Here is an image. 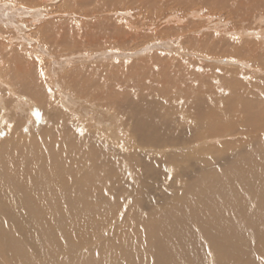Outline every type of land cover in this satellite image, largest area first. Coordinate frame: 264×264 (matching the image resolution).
I'll return each instance as SVG.
<instances>
[{
  "label": "bare ground",
  "instance_id": "1",
  "mask_svg": "<svg viewBox=\"0 0 264 264\" xmlns=\"http://www.w3.org/2000/svg\"><path fill=\"white\" fill-rule=\"evenodd\" d=\"M19 1L21 0H0V34L3 36L7 32L4 31L6 23L11 24L10 27L16 26L14 23L25 26L24 22L17 20L18 16L23 18L24 14H28L32 17L28 23L36 25L53 14L51 18L54 21L49 26L56 27L55 17H60L57 20L61 19L60 24L57 23L58 31L55 30L57 38L67 34L78 38L73 26L79 32L85 29V49L112 46L101 50L91 49L90 52H67L61 59L62 67L69 65L72 59L76 63L85 62L86 56L91 61H96L100 58L111 59L116 55H139L152 46H146L148 48L145 49L143 44L140 47L141 44H135V38L138 37L145 43L153 35L156 38L164 36L161 39L168 47L172 45L171 40L176 38L173 45L176 50H183L184 53L190 51L192 54L228 55L240 65L248 66L247 63L251 62L264 67L262 31L242 25L237 27V33L254 40L242 42L238 39L234 42L216 34V30L214 33L199 35V25L195 22L186 23L182 19L185 11L193 9L190 15L194 18L201 11L225 10L230 17L236 14L231 17L233 23L239 21L236 20L239 19L238 13L245 19L261 20L264 17V0H184L176 5L183 15L177 14V17L168 20L175 25L161 27L157 32L147 30L148 25L153 22L150 19L151 12L155 9L164 10L173 0H85L88 6H85V10L77 8V12L66 10L64 5L52 12L49 7L55 0H40L39 3L38 0H23L30 5L34 4L25 7L20 6ZM66 3L69 4L68 1ZM126 6H132L137 16L142 17L130 20L115 16L119 15L117 12L129 15L128 11L121 10ZM18 10L20 12H14ZM75 15L78 18L73 20L62 18ZM46 30L43 26L39 33L43 34ZM208 37L215 40L216 46L202 44ZM37 47L42 49L44 45ZM59 49L66 52L69 46L60 45ZM174 58L175 56L166 54L160 60L152 62L148 72L149 75L152 74L151 78L145 76L149 81L144 83L142 77L137 89L133 87L134 84L130 87L123 81H117L112 85L109 83L111 80L104 82L101 79L107 83L103 86L106 92L98 91V97L93 94L90 97L91 103L96 108L102 107L104 111L109 108L100 104L109 103L110 107L117 108L119 117L111 110L107 120L89 117L90 120L87 119L84 124L71 118L69 120L65 117L66 114H61L56 108L48 110L45 103H42L41 107L48 111H44L48 121L53 126L56 122L60 128L56 127V131L45 133L47 135L41 141L43 151L41 149L34 152V157H19V154L14 157V154L6 151L15 148L24 155L28 148L25 145L17 146L15 141L0 143V264H264L262 114L257 110L247 111L245 118L249 124L255 125L256 130L263 131L262 134H252V141L244 146L238 145L237 151L233 145L227 147V143V148L223 150L225 152L216 153L212 147H203V143H200L209 139H200L207 137L202 129L204 125L206 129L207 124L214 127L218 120L220 122V116H229L227 114L230 113V107L237 103L251 104L250 99L255 96L250 95L249 98L243 88L237 87L240 92H236L235 97L222 100L218 92L219 86L199 88L198 94L187 93L192 86H180L177 82V63ZM246 61L248 62L245 63ZM112 62L114 64L103 65V71L107 68L112 69V72L122 70L117 61L112 59ZM56 68L53 66L49 70L54 72ZM22 69L25 70V66ZM101 72L99 73L102 74ZM82 76L85 78L84 74ZM171 81L175 83L176 89L172 93L161 92L158 95L160 97H157V86ZM10 82L7 83V88L13 91L16 84ZM51 83L56 85L53 79ZM59 85L63 104L70 108L78 105L81 100L67 92L61 81ZM120 87H128L131 92L126 90L127 94L113 97ZM137 93H140L139 96ZM178 95V102L171 103ZM87 100L89 98L85 99ZM222 101L226 105H222ZM238 116L239 114L234 118L237 119ZM108 120L111 123L117 122L113 125L115 127L110 126ZM185 120L188 122H184ZM191 120L195 123L189 122ZM89 125L106 129L107 135L94 129L89 132ZM226 128H216L219 133L216 140L229 132ZM72 129L75 133L76 130L78 132L74 134ZM200 129L203 131L201 136L196 133ZM122 132H128L134 140L133 144H136V149H131L133 152L129 154L118 153L115 148L120 144L115 135H121ZM52 134L55 136H51ZM225 143L222 141L220 145ZM140 146L145 153L138 151ZM171 148L179 152L172 153L175 155L167 153L164 157L153 156L151 153H161ZM244 149H248L245 154L241 151ZM195 151L199 158L194 156ZM207 155L212 157L211 164L205 163L209 159L205 158ZM173 166H178L179 169L171 177ZM191 167L202 169L201 176L196 171L184 175L185 169L190 171ZM181 176L184 183L179 180ZM165 181L167 185L163 188L162 183Z\"/></svg>",
  "mask_w": 264,
  "mask_h": 264
},
{
  "label": "rangeland",
  "instance_id": "2",
  "mask_svg": "<svg viewBox=\"0 0 264 264\" xmlns=\"http://www.w3.org/2000/svg\"><path fill=\"white\" fill-rule=\"evenodd\" d=\"M39 1L40 0H38L37 2L39 3ZM67 1L69 2V4L66 3ZM108 1L112 2L114 0H108ZM181 1H184V0H173V1L169 2L170 6L166 7L164 10L155 9L153 12H151L152 16L150 19H153V22L150 25H148V27H147L148 32H152V31L157 32L158 30L161 29V27H164V26H174L175 24L172 25L173 22L170 23V22H168V20L170 18H173L174 16L177 17V14L183 15L179 11L178 6H176ZM26 2L27 1H23V0L19 1L20 6H23V7L29 6L30 3L28 4V2L27 3ZM23 3H25V4L21 5ZM62 3H65V4H62ZM51 4L52 5L49 8L52 12L58 11V7L60 5H64L65 7H67L66 10H68V11L72 10L75 12H77V10H78L77 8L85 10V6L86 7L88 6L85 4V0H55ZM30 6H34V4H32ZM129 7L126 6V7L121 9V10L128 11V13H130L129 15H127L124 12H117L119 15L116 14L115 16H119L122 19L129 18L130 20H135L136 18L142 17L140 15L137 16L138 14L133 9L132 6H129ZM23 10H24V8H23ZM50 10H48V11H50ZM192 11H193V9L192 10L188 9L187 11H185L186 14L182 16V19L185 20L186 23L187 22H195L197 25H199V29H197V33L199 32L198 33L199 35L214 33L213 31L216 30L217 31L216 34L223 37L224 39L226 38V39H230L233 41L239 39L238 41H242V42L247 41L249 39L254 40V38L247 37L243 34L240 35L237 33V27L239 28L242 25L250 27L252 29L255 28V30H259V32L262 31L264 33V17L261 20L255 19V18L245 19V18H242L243 15L241 13H238L237 15H238L239 19H236V20H239V21H236L235 23H233V19L231 17L236 16V14L235 15L232 14L230 17L228 15V13L225 12V10L224 11H216V12L215 11H213V12H202L201 11V12H198L199 14H198L197 18H194L192 15H190L193 13ZM14 12H20V10L14 11ZM52 15H50V16L52 17ZM109 15H110V13H109ZM111 15H113V14L111 13ZM23 16H24L23 18L21 16H18L16 18H17V20L24 22L25 26L24 25L22 26L20 24H19V26H17V23H14L16 26L10 27L11 24L6 23L5 27L6 26L7 27L4 28V31H7V32L6 33L4 32V34L7 38L5 36H3L2 34H0V70H1L0 71V78H1L0 79V86L1 87L3 86L2 89H0V143L5 144V143H9L11 141H15L17 143V146L21 147V146L25 145L28 148V151L25 153V154H28L26 156H25V154L24 155L21 154V150H19V149L15 150V148H12L17 153H15L12 149H8L6 152H8L10 154H14V157H15V155L18 156V154H19V157L20 156H24V157H28V158L34 157L36 152H38L41 149L43 151V147L41 146L42 145L41 141H42L44 135H47L45 133H52L56 127H58V129L60 130V128L56 122L54 124L55 126H53L52 123H50L48 121V117H46V114L44 112V111H46V112H48V111L44 110L45 108H47L48 110L49 109L51 110L52 108L53 109L56 108L60 111L61 114H66L67 116H65V117H67L69 120L71 118V119H73V121L76 120V122H83L84 124H85V121L89 117H90V119L93 117H96V119L101 118V119L107 120L108 115L111 113V110L115 111L117 114V108L116 107H110L108 105L109 103L108 104H100L103 107L106 106L107 108H109V109H107V111H104L102 107L96 108L95 106L92 105L90 97L94 96L93 94L97 95V97H98L100 95V93H99L100 91L106 92L104 90L103 86L105 84L107 85V83H104V82H109L110 80L111 81L109 83L112 85L117 83V81H123V82H125V84L130 85V87H131V85L133 86V84H134L133 87H135L136 89L139 88V85L141 84V78L142 77L144 78V80H142L144 83L149 81V80H147V78H151L152 74H150L151 75L150 76L148 72L151 69L150 67H151V64H153L152 62H156L157 60H160L161 57H164L166 54L175 56L174 59L177 63V65H175V68L177 69V73H178L176 75V80L179 83V85L181 86L183 84L184 87H185V84L192 86V89L187 88V89H189L186 91L187 93L190 92L193 94H198L199 88H202L205 86L206 87H208V86H219L220 90L218 92H219L220 97H222V100H225V98H229V100H230L232 96L235 97L236 96L235 93L240 92V90L237 87H239L241 89L243 88V90L249 94V98H251L250 95L255 96L254 99H250L251 104H249L250 102L241 103V104L237 103L236 105L234 104L232 107H230L229 108L230 113L227 114L229 116L227 118L225 116H220L219 117V118H221L220 122H219V120L216 122L219 126L215 123L214 127L211 128L210 125L207 124L208 129H206L205 125H204V128H202V129L204 130V135H206L207 137H202L200 139H203V138H209V139L208 140L204 139L202 142H200V143H203L202 144L203 147H204V145H205V147H212L213 151H216V153L217 152L221 153V151H223L224 148L226 147L225 145L228 143L227 147L233 145V148L235 149V151H237V149H239L238 145L244 146L246 143L252 141L251 139H253L254 134H259L263 131L262 130L260 132V131L256 130V126L255 125L251 126L249 124V121L245 118V115H246L247 111H249V110L253 111V112H256V110L260 111V113L262 114L260 116L264 117V114H263L264 113V67L262 65L253 64L251 62H250V64H248L247 63L248 61L245 62V63H247L248 66L240 65L237 62H234V60H236V59H233L232 56H228V55L215 54V56H213V55L206 54V53H199V54L194 53V54H192V53H190V51H189V53L188 52L184 53L183 50H176V48H175L176 46L173 45V42L174 41L176 42V38H173L171 40L172 45L168 47V44H165L162 41V39H164L163 38L164 36H160L159 38H156V35H153L154 37L147 38L148 41L146 39L145 43H142V40L140 38H138V37L135 38V40H134L135 44H141V45H139L140 47L144 46L143 44H145V46L143 47L145 49L148 48L146 46H150V45L152 46V47L148 48L146 51L144 50V52L139 54V55H133V56L122 55L123 57H120V55H116L114 58H111V59L100 58V60L96 59V61H93V60L91 61L90 57L86 56L85 59L87 61H85V62L76 63L75 60L72 59L73 61L69 65H67L66 67H62L61 66V61H62L61 59H63L66 56L65 53H67V52H69V53H77L78 51L90 52V51L95 50V49L101 50V48L112 47V46H109V45H104L102 47L94 46V48H91L92 50L91 49H85V45H84L85 44V29H82V31L79 32V31L75 30L72 26V29L78 34V38L72 37V34L71 35L67 34L65 37H62V38L58 37L57 38V36L55 35V32L58 31V26L60 24L61 19L60 20H57V19H59L60 17H55V19L57 18L55 21V25H56V27H55V26H49V24L51 23V25H52V21H54V18H51L49 16L47 19H44L43 21H41L42 23L37 22L36 25H31V23H28V20L32 19L31 16H28V14H24ZM14 17L12 18L13 22H15ZM62 18L63 19L70 18L73 20L75 18H78V15L71 16V17L63 16ZM192 20H195V21H192ZM166 22H168V23H166ZM57 23H59V24L57 25ZM0 25L2 26V24H0ZM66 25L68 26V23H66ZM43 26H44V30L47 29L46 30L47 33L46 32L43 33L44 35L39 33L40 28H42ZM149 26H150V28H149ZM9 28H11V29H9ZM17 28H19V29H17ZM20 29L23 30L24 32L21 31ZM20 31L22 33H20ZM25 32H26V34H24ZM87 32H88V30H87ZM153 34H154V32H153ZM18 35H20V36H18ZM27 35H30V36H27ZM53 36H55V37H53ZM135 36L136 35H134V37ZM22 38H23V40H22ZM56 38H57V42H56ZM58 39H59V41H58ZM76 39L77 40L79 39V41H77ZM73 40H76V41H73ZM150 40H151V43L149 42ZM255 40H257V39H255ZM82 42H83V44H81ZM257 42H258V40H257ZM64 43L66 44V46H69V50H66V52H63L62 49H59L60 45L65 46ZM155 43H157V44H155ZM190 43H192V42H190ZM206 43H210L209 45L215 44L214 46H216V42L212 37H208L204 41V43H202V44H206ZM36 44L37 45L43 44L44 48H42V49L38 48ZM195 44H198V43H195ZM230 44H232V41L230 42ZM76 45H77V47H76ZM81 47L83 48V51H82ZM5 51H7V52H5ZM157 52H159V54L155 55V53H157ZM16 55L19 57H17ZM55 59H57L58 61H56ZM112 59H113V61H117L119 63V65L122 66L121 67L122 70L117 69V70H113L114 72H112V69L107 68V70L104 69L105 71H103V68L105 65H108L110 63L114 64V62H112ZM88 60H90V61H88ZM145 62H146V64H145ZM158 62H161V61H158ZM12 65H14V67H12ZM24 66H25V70L22 69V68H24ZM53 66L55 68L57 66V68H56V70H54V72L49 70ZM15 67H16V69H15ZM18 67H19V69H18ZM205 68L206 69L209 68L210 70L205 71L204 70ZM92 69H94L95 71ZM101 70L103 73L101 72ZM99 72H101L102 74H100ZM117 72H119V73H117ZM188 72H190V74H187ZM1 73H2V75H1ZM110 73L111 74L113 73L114 75H111ZM83 74H84L85 78L82 76ZM94 74H96V75H94ZM106 74H107V76H106ZM112 76H116L117 78L116 77L114 78ZM77 77H78V79H77ZM2 78L5 79V81ZM56 78L59 81H57ZM157 78H159V77H155V79H157ZM52 79L56 83V85L51 83ZM54 79H56V80H54ZM101 79H103L104 82ZM60 81L64 84V87L67 89L66 90L67 92L72 93L75 97H78V99H80L82 102L80 101L78 103V105H76L75 107L72 106V108L66 107L61 100L62 95L60 94V91L62 89L59 85ZM4 82H6V83H4ZM8 82H10L11 84H13V83L16 84V86L13 87V91L9 90L7 88ZM46 82H47V84L45 85ZM132 82H135V83H132ZM236 82H237V84H236ZM95 83H97V84H95ZM4 84L6 87L4 86ZM174 86H175V83L173 81H171L170 83H164L162 86H157L158 90H156V96L160 97L158 95L161 92L172 93L176 89ZM127 88H123V89L121 87L118 88L117 92H120V94L116 92V94L114 93L113 97L118 98L119 95H123L125 93L127 94L129 91ZM126 90H128V91H126ZM211 90H213V89H211ZM14 91L16 93H14ZM75 92H76V94H75ZM85 92H87V93L85 94ZM102 92H101V95H102ZM130 92L131 91H129V93ZM212 92H215V91H212ZM139 94L140 93H137L138 96H139ZM171 95H173V94H171ZM178 97H179V95L177 97H175L171 101V103H173V104L177 103ZM86 98H89V101L88 100L85 101ZM105 98H107V96ZM97 100H99V99H97ZM210 100L212 101V99H210ZM252 100H253V102H252ZM57 101H58V103H57ZM166 101H168V100H166ZM22 102H24V103H22ZM42 103H45V106H46L45 108L41 107ZM84 103L86 104V107H85ZM96 103L98 104L99 102L96 101ZM80 104H82V105H80ZM221 104L226 105V104H224L223 101ZM20 105H23V106H20ZM241 105L243 108H241ZM216 106L218 107L217 104H216ZM238 107L240 110H238ZM30 108H31V110H30ZM77 112H79V113H77ZM85 112H87L86 115H85ZM159 112H161V111L159 110ZM237 114H239V116L236 119L234 117H236ZM241 115L243 116L242 118H241ZM117 116H118V114H117ZM263 117H262V126L264 129V118ZM90 119H88V120H90ZM223 119L226 122L223 121ZM227 119L229 120V122H227L228 121ZM184 122H188V120H185ZM189 122L195 123L193 120H191ZM112 123L109 121L110 126L117 124V122H115L113 124ZM92 126H94V127H92ZM95 126L96 125H89L88 131L90 132L91 130L94 129L98 132L100 131L99 133L102 135H105V136L107 135L106 129L102 130V129H100V127H98V125L96 126V128H95ZM113 127H115V126H113ZM224 127H227L226 129H228L227 131H229V132L224 133L222 138L219 137L220 139L217 138V140H216V135L219 134L216 132V128H224ZM202 129H200V131L199 130L196 131V133L200 136L203 134ZM72 131H74V134H76L78 132L76 130V133H75L74 129H72ZM237 132H239V134ZM205 133H207V134H205ZM231 133H232V135H231ZM241 133H242V135H241ZM51 136L54 137L55 135L52 134ZM115 136H116L115 139H117V142L120 143V144L118 143L119 146L117 144H116L117 146H115L118 153L124 152V153L129 154V152H133L132 150L136 149L135 148L136 144H133L134 140H132V138L130 137L128 132H124V133L122 132L121 135L116 134ZM242 137H244V138H242ZM119 139H120V141H119ZM200 139H197V140H200ZM247 139H249V140H247ZM222 141L226 142L224 145L221 144L223 147L220 145V143ZM23 143H25V144H23ZM27 144H29L31 146H29ZM38 144H40V145L38 146ZM137 149H138V151L145 153V150L141 146ZM184 151H185V149H184ZM241 151L244 154L246 152L245 149H244V151L243 150H241ZM174 152H179V151L171 148V149L164 150L161 153H159L157 151H152L151 153L153 156L156 155V156H163L164 157V156H167L165 154H167V153L172 154ZM223 152H225V151H223ZM31 154H33V155L31 156ZM193 154H194V156L199 158V156H198L199 154L196 151ZM211 154H212V152H210V156H212ZM172 155H175V154H172ZM210 156L207 155V157H205V158H209L208 161L205 162L206 164H211L213 162V160H210V158H212L213 156L212 157H210ZM178 169H179L178 166H173L171 168V171H170L171 177H173V175L177 172ZM185 171L183 172L184 175L186 173H191L193 171H196L197 174L199 176H201V173L203 170L196 168V167H191L190 171H188L186 169H185ZM184 175L182 174V176H184ZM182 176L180 177L179 180L183 182ZM162 185H163V188H165L167 185V181H165V183H162Z\"/></svg>",
  "mask_w": 264,
  "mask_h": 264
}]
</instances>
